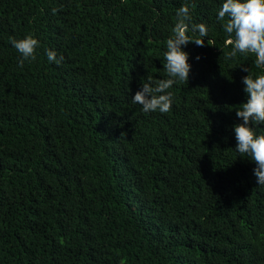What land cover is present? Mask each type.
Returning <instances> with one entry per match:
<instances>
[{
  "label": "trees",
  "instance_id": "trees-1",
  "mask_svg": "<svg viewBox=\"0 0 264 264\" xmlns=\"http://www.w3.org/2000/svg\"><path fill=\"white\" fill-rule=\"evenodd\" d=\"M220 3L0 0V264H264V185L232 132L242 67L264 68L227 56ZM181 4L208 37L170 111L145 113L131 96L167 78Z\"/></svg>",
  "mask_w": 264,
  "mask_h": 264
},
{
  "label": "clouds",
  "instance_id": "clouds-1",
  "mask_svg": "<svg viewBox=\"0 0 264 264\" xmlns=\"http://www.w3.org/2000/svg\"><path fill=\"white\" fill-rule=\"evenodd\" d=\"M55 12V9L52 10ZM217 21H223L222 30L227 34L225 45L230 46L228 57L244 56L253 53L254 64L264 68V0H221L216 11ZM175 24L170 35L164 42V63L162 70L166 73L164 79L149 76L139 89L131 96V102L138 104L145 113H167L173 105V93L166 91L178 82L187 81L191 70L189 53L183 50L189 42L203 46L208 37V27L204 23H192L189 7L181 4L175 11ZM191 33V35H189ZM12 48L19 53L17 66L22 67L25 61L36 59L40 41L32 35L23 38L8 37ZM207 44L209 41L207 39ZM46 61L60 65L64 56L55 49H44ZM193 59L199 60V55ZM247 72L241 78L244 100L235 110L239 120L232 127L235 139L234 152L248 157L255 167L252 174L258 186L264 185V74L252 76Z\"/></svg>",
  "mask_w": 264,
  "mask_h": 264
}]
</instances>
